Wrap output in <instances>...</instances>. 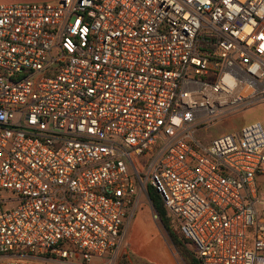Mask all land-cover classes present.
Here are the masks:
<instances>
[{
    "label": "built area",
    "instance_id": "obj_1",
    "mask_svg": "<svg viewBox=\"0 0 264 264\" xmlns=\"http://www.w3.org/2000/svg\"><path fill=\"white\" fill-rule=\"evenodd\" d=\"M255 105L264 0L0 3V264L115 253L149 184L201 264H264L263 124L199 138Z\"/></svg>",
    "mask_w": 264,
    "mask_h": 264
},
{
    "label": "rangeland",
    "instance_id": "obj_2",
    "mask_svg": "<svg viewBox=\"0 0 264 264\" xmlns=\"http://www.w3.org/2000/svg\"><path fill=\"white\" fill-rule=\"evenodd\" d=\"M24 1L26 0H0L1 3H20ZM255 122H260L264 126V105H255L239 115L226 119L210 130L201 132L199 138L201 142L209 143L220 136L233 133L234 131L240 130ZM149 183L150 182H147V184ZM261 193L264 198V182ZM4 196L8 197L9 193H5ZM154 215L158 214L153 207L149 195L147 193L143 194L139 201L137 214L127 223V230L123 244L115 253L103 257L100 264H161L156 260H152L151 262L147 257L142 258V256H139V251L144 247V244L140 241L144 240L143 235H147V237H150L151 239L148 251L154 253L156 256L161 255V261H165V264H169L168 258L166 259V256L162 255L164 252L159 251L158 247L155 246L157 241L155 238L152 239L155 235L153 233V227L155 228L157 235H161V237L164 238L165 244H167V246L178 255L180 264H186L164 230L159 216L158 219H155ZM46 259L51 261L32 262L34 264H94V260H92L91 263H84L81 258L69 261H63L61 259L54 260L55 258L52 257H46Z\"/></svg>",
    "mask_w": 264,
    "mask_h": 264
},
{
    "label": "trees",
    "instance_id": "obj_3",
    "mask_svg": "<svg viewBox=\"0 0 264 264\" xmlns=\"http://www.w3.org/2000/svg\"><path fill=\"white\" fill-rule=\"evenodd\" d=\"M147 191L164 230L183 260L186 264H201L195 252L189 247V242L181 235L179 230L176 229L175 223L169 216L161 196L151 184L148 185Z\"/></svg>",
    "mask_w": 264,
    "mask_h": 264
},
{
    "label": "crops",
    "instance_id": "obj_4",
    "mask_svg": "<svg viewBox=\"0 0 264 264\" xmlns=\"http://www.w3.org/2000/svg\"><path fill=\"white\" fill-rule=\"evenodd\" d=\"M58 0H26L24 2H35V3H56ZM1 3V2H0ZM5 3V2H4ZM16 3V2H13ZM6 4H12V2L10 3H6ZM139 208V206H138ZM138 210V209H137ZM137 214V211L135 213V215ZM134 215V217H135ZM133 217V218H134ZM127 230V227H126ZM153 233L155 234L153 238L156 239V245L158 247V250L161 252H164L162 255L166 256V259L168 258L169 260V264H180V260L178 255H176V253L173 252V250L167 246V244H165L164 238L157 235L155 228L153 227ZM144 240H140L143 244L144 247L139 251V256H142V258L147 257V259L152 260H156L157 262L161 263V264H165V261H161V255L156 256L154 253H151L148 251V246L150 245V237H147V235H143ZM24 260L28 263V264H34L33 262L37 263L40 261H51L46 259V257H37V256H33V255H27L26 257H24ZM54 260H59L57 258H55ZM94 264H100L102 258H94ZM33 261V262H32ZM91 263V262H90ZM147 264V263H146ZM155 264V263H154ZM157 264V263H156Z\"/></svg>",
    "mask_w": 264,
    "mask_h": 264
}]
</instances>
